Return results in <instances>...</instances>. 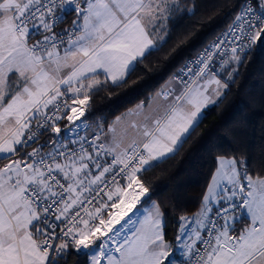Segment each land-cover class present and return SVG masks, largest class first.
<instances>
[{
  "label": "snow or ice",
  "instance_id": "snow-or-ice-1",
  "mask_svg": "<svg viewBox=\"0 0 264 264\" xmlns=\"http://www.w3.org/2000/svg\"><path fill=\"white\" fill-rule=\"evenodd\" d=\"M232 8L228 30L172 78L178 87L105 129L87 122L93 95L122 87L168 42L174 16L196 14L194 0H0V264H264V174L246 161L218 157L173 241L143 178L264 43V0ZM150 201L127 234L129 214Z\"/></svg>",
  "mask_w": 264,
  "mask_h": 264
},
{
  "label": "trees",
  "instance_id": "trees-1",
  "mask_svg": "<svg viewBox=\"0 0 264 264\" xmlns=\"http://www.w3.org/2000/svg\"><path fill=\"white\" fill-rule=\"evenodd\" d=\"M194 2L196 14L174 16L167 25L168 42L138 65L122 87L93 95L86 113L90 125L106 129L136 105H146L187 59L228 26L235 14L234 0ZM191 3L192 0H185V7ZM236 68L234 82H229L225 96L202 110L199 125L186 142L144 174L151 201L157 202L163 213L168 241H173L179 231L180 216L199 211L218 157L246 161L250 173L264 174V43L258 41L252 46ZM68 264H77V258L70 256Z\"/></svg>",
  "mask_w": 264,
  "mask_h": 264
},
{
  "label": "rangeland",
  "instance_id": "rangeland-1",
  "mask_svg": "<svg viewBox=\"0 0 264 264\" xmlns=\"http://www.w3.org/2000/svg\"><path fill=\"white\" fill-rule=\"evenodd\" d=\"M232 67H236V65H233ZM210 106V105H209ZM218 167V166H217ZM216 172V170H215ZM214 172V174H215ZM211 183V181H210ZM209 183V184H210ZM207 191V190H206ZM146 209L145 206L143 207H139L137 206V209H134L133 210V213H130V217H131V221L128 223V225L126 226V232L127 234H131V231L136 227V222L139 220V219H142V213L144 212V210ZM126 220L128 219V217L125 218ZM121 223H124L123 221ZM117 227H120L119 225H117Z\"/></svg>",
  "mask_w": 264,
  "mask_h": 264
},
{
  "label": "built area",
  "instance_id": "built-area-1",
  "mask_svg": "<svg viewBox=\"0 0 264 264\" xmlns=\"http://www.w3.org/2000/svg\"><path fill=\"white\" fill-rule=\"evenodd\" d=\"M234 17H235V14H234V16L232 17V19H231V21H230V23L228 24V26L226 27V28H224L223 30H221L220 32H218L211 40H210V42L209 43H207L204 47H202L195 55H193L192 57H190L189 59H187L185 62H184V64L177 70V72L175 73V75L173 76V77H175V76H180V75H182L181 74V69L185 66V64L186 63H188V62H191V61H195V59H196V57L198 56V54L200 53V52H202L210 43H212L218 36H220L222 33H224V32H226L227 30H228V27H229V25L232 23V21H233V19H234ZM69 22H70V20H69ZM63 27V26H62ZM177 84H178V81H175ZM179 85V84H178Z\"/></svg>",
  "mask_w": 264,
  "mask_h": 264
},
{
  "label": "crops",
  "instance_id": "crops-1",
  "mask_svg": "<svg viewBox=\"0 0 264 264\" xmlns=\"http://www.w3.org/2000/svg\"><path fill=\"white\" fill-rule=\"evenodd\" d=\"M170 81H172V83H174V84H176L177 85V87L179 86L176 82H175V80H173L172 78L171 79H169L168 81H166L163 85H162V87L160 88V90L162 89V88H164L165 87V85H167V84H169V82ZM159 90V91H160ZM155 96L156 95H154V97L151 99V100H153L154 98H155ZM147 105V104H146ZM126 113H128V112H126ZM126 113H124L123 115H125ZM122 116V115H121ZM93 130H95V128H93ZM217 166H218V161H217ZM217 169V168H216ZM211 181V180H210ZM150 206V204L149 205H147V206H145L146 208L147 207H149ZM193 216V215H192ZM192 216H189V217H192ZM139 225H138V223L136 224V227H138ZM176 258L177 259H179L180 258V254H179V252H177L176 253Z\"/></svg>",
  "mask_w": 264,
  "mask_h": 264
}]
</instances>
